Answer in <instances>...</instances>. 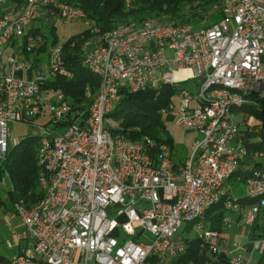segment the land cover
<instances>
[{
    "label": "built area",
    "instance_id": "obj_1",
    "mask_svg": "<svg viewBox=\"0 0 264 264\" xmlns=\"http://www.w3.org/2000/svg\"><path fill=\"white\" fill-rule=\"evenodd\" d=\"M221 14L209 27L148 20L104 34L92 29L100 39L83 45V63L100 85L87 111L45 86L72 74L60 46L42 55L37 49L47 40L30 33L36 20L71 22L84 19L83 11L55 0H26L19 11L0 17V53L9 43L19 48L0 70V160L8 152V124L32 122L43 193L31 206L13 202L22 224L17 239L25 245L11 264H71L77 255L82 264H151V257L169 264L186 251L179 231L187 225L201 248L221 254L219 234L205 227L204 218L228 196L225 207L238 210L228 180L248 152L232 111L264 97V0H225ZM161 86L177 90L160 113L183 131L201 134L178 163L164 146L151 155L150 139H128L108 117L123 90ZM46 113L48 120L37 122ZM243 184V196L257 200L241 213V223L251 227L264 213V170H254ZM146 232L147 243L141 241ZM244 244L239 249L245 255L228 264H254L253 253L264 250L261 238L247 235ZM6 246L12 243L6 240Z\"/></svg>",
    "mask_w": 264,
    "mask_h": 264
},
{
    "label": "trees",
    "instance_id": "obj_2",
    "mask_svg": "<svg viewBox=\"0 0 264 264\" xmlns=\"http://www.w3.org/2000/svg\"><path fill=\"white\" fill-rule=\"evenodd\" d=\"M55 1L74 10L83 11V20L89 22L91 27L82 33L69 37L62 44H58L57 37H53L50 46L51 48L54 46L62 48L66 67L71 72L72 77L69 79L58 77L45 86L63 93L69 102L79 110L87 111L92 98L98 93L100 85L99 78L93 75L83 63L82 47L87 40L96 36L91 32L92 29L97 28L101 34H104L119 25L136 27L145 21H161L162 18L174 23H190L194 26L209 27L223 18L221 7L225 0ZM25 2L26 0H1L0 17L19 11ZM30 33L41 35L38 30H32ZM48 49L50 48L45 43L44 46L37 49V52L45 55ZM26 57L29 58L30 55L26 54ZM176 90L175 87L169 86H161L158 90L148 88L137 93L123 90L120 101L114 106L108 117L113 122L119 123L116 126L117 131L123 133L128 139L132 141H139L143 137L150 139L152 141V146L149 149L151 155L158 153L162 146L171 151L173 140L165 131V124L160 112L167 107ZM134 103H148L150 112L139 110ZM254 103L232 111L234 115L240 118L244 146L248 152L247 156L240 162L238 170L228 180L229 185L230 182L234 183L233 187L230 185L232 193L233 191L240 193L238 185L243 184L245 178L254 170H264V161H262L264 159H253V156L258 153L264 154V97L255 98ZM250 116H253L254 119L252 124L249 123ZM134 134L137 135L136 139H133ZM38 146V136H27L8 151L5 160L1 162L0 176L2 173L7 174V181L10 186L7 195L10 202L23 200L24 203L31 206L42 199L43 193L38 188L40 173L37 162ZM235 197L238 207L236 212L225 207V202L229 196L221 199L207 210L204 218L207 229L220 227L225 218L233 217L231 213L235 214L239 220L243 209L257 203V200L248 199L243 195L236 194ZM2 202L0 197V207ZM181 233H192L190 225H187ZM248 236L251 239H264V213L258 216L253 225L249 227ZM180 237L184 240L186 251L169 264H190L194 263L193 261L199 255H205L206 252L204 248L200 247L198 238L194 236ZM149 262L155 264V258L151 257ZM216 263L217 260H214L213 264ZM0 264L11 263L7 257L0 255ZM254 264H264V250H262L259 260Z\"/></svg>",
    "mask_w": 264,
    "mask_h": 264
},
{
    "label": "rangeland",
    "instance_id": "obj_3",
    "mask_svg": "<svg viewBox=\"0 0 264 264\" xmlns=\"http://www.w3.org/2000/svg\"><path fill=\"white\" fill-rule=\"evenodd\" d=\"M163 19L164 18H162V20ZM36 27L39 29L41 35H43L45 39L47 40L48 48L51 49L50 44L54 36L57 37L58 44H62L69 37L82 33L86 29H89L91 27V24L80 18L74 19L71 22H67L58 17H54L50 21L45 22V23L43 21L42 22L36 21ZM99 39L100 38L98 36H93L92 38L87 40L88 47H93L94 45H96ZM186 87H189V89L196 91L195 85H190L189 83L186 85ZM178 102L179 100L176 98V101H175L176 106H178ZM134 105L137 108H139V110H142L143 112H150L148 108L149 107L148 103H134ZM161 118L163 119V123L165 124V131H167V133L171 136L173 140V147L171 149L173 161L176 163L183 161L185 158L188 157L191 151L193 142L196 139L201 138V134L197 132L183 131L176 125L175 120H173L172 116L170 115L167 116V115L162 114ZM237 119H239V117H237ZM47 120H48V115L46 113V116L43 119H39L37 122H45ZM249 121H250V124L254 122L253 116H250ZM112 123H114L115 126L119 124L115 122H112ZM7 130H8L7 151H10L21 140H23L27 136L34 135L37 131V127L35 125L29 124L26 122L15 121V122H11L8 124ZM136 130L138 129L136 128ZM136 138H137V135L134 134L133 139H136ZM1 162L2 161H0V167H1ZM230 185L233 187L234 183L230 182ZM238 186H239L238 188H240V193L233 191V195H236V194L243 195L244 184H240ZM9 188L10 186H9V182L7 181V174L2 173L0 176V197L3 200L1 207H0V240H4V241L6 239L11 240L9 228L7 226L8 223L10 222V225L12 226V228L16 229V228H19L18 220H20L18 216L11 213L10 207H12L13 202L7 201V198H6L8 197L7 191ZM220 227L218 228L216 227L211 230H213L219 235H223L225 239L228 240L227 250L230 253H234L237 250H239L238 248L234 249L233 244L236 243L238 245H241L242 247V245L244 244L242 242L246 239L248 235L249 227L244 224H242L240 227H237L234 222L230 224L222 223ZM184 228L185 226H183L180 229L179 231L180 236L184 238L187 236L192 237L193 236L192 233H181ZM150 237L151 236L146 232L141 238V241L147 243L148 241H150ZM217 242L219 243V238ZM261 252L262 250L255 251L253 253V259H252L253 262H257L259 260V258L261 257ZM0 255L7 256V252L4 250L3 246L0 247ZM206 256L210 261H212L213 255L210 252H208Z\"/></svg>",
    "mask_w": 264,
    "mask_h": 264
},
{
    "label": "crops",
    "instance_id": "obj_4",
    "mask_svg": "<svg viewBox=\"0 0 264 264\" xmlns=\"http://www.w3.org/2000/svg\"><path fill=\"white\" fill-rule=\"evenodd\" d=\"M36 21H41L42 22L43 20L42 19H39V20H36ZM36 21H34L31 24L30 30L31 31L32 30H38V32H40L39 29L36 27ZM17 47H18V44L9 43V44H7L6 46H4L2 48V51L0 53V65H1L0 70L4 71V69H5V67H3V66H5V57L7 55L18 53L19 48H17ZM18 75H20V73H18ZM185 75H187V73H185V72L179 73V76H180L181 80H182V78ZM187 84H189V83H187ZM187 84H185L184 86L186 87ZM190 85H191V83H190ZM6 198H7V201H10L8 197H6ZM10 210H11V213H13L12 207H10ZM231 214L233 215V217H231L232 222H234L237 227H240L242 225L241 220L240 219L237 220V218L235 217V214H233V213H231ZM7 226L9 228L11 240L10 239H6V240H8V241H10L12 243V248H8L6 246V240L5 241L4 240H0V247L3 246L4 250L7 252V256H5V255H3V256H5V257H7L9 259L12 255H14L18 251H20V249L23 248V246L25 245V243L23 241H19L17 239V234L22 230V224H21L20 220H18V226H19V228H16V229L12 228V226L10 225V222L8 223ZM246 239H247V237H246ZM246 239L242 243H245L246 242ZM242 243H240V244H242ZM218 245H219V247H220V249H221L222 252H221L220 255H218V256L216 255L217 258H215L216 256L214 257V255L211 253L213 255V259H212V261H209L207 259V257H206V254L208 252L205 251L206 252L205 255H203V256L202 255H199L196 258V260L193 261L194 264H213L214 260H217V263L216 264H228V259L230 257H232L234 255H237L239 253H242L243 255H245L244 251H242V250L239 249V246H241V245H238L236 243L233 244V248L234 249H237L238 248L239 250H237L234 253H230L227 250V248H228V240H226L223 235H219V243H218ZM220 256H223V257H220ZM71 264H82V259L77 255L73 259V261H72ZM89 264H94V263L90 262Z\"/></svg>",
    "mask_w": 264,
    "mask_h": 264
}]
</instances>
